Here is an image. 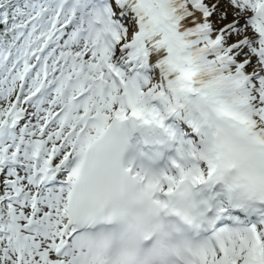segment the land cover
Segmentation results:
<instances>
[{
	"label": "snow or ice",
	"instance_id": "snow-or-ice-1",
	"mask_svg": "<svg viewBox=\"0 0 264 264\" xmlns=\"http://www.w3.org/2000/svg\"><path fill=\"white\" fill-rule=\"evenodd\" d=\"M0 264H264V0H0Z\"/></svg>",
	"mask_w": 264,
	"mask_h": 264
},
{
	"label": "clouds",
	"instance_id": "clouds-1",
	"mask_svg": "<svg viewBox=\"0 0 264 264\" xmlns=\"http://www.w3.org/2000/svg\"><path fill=\"white\" fill-rule=\"evenodd\" d=\"M111 122H109L110 124ZM244 146H247V142H244ZM135 168L137 171H140L142 174L146 175L147 177H156L161 174L163 170H157L155 165H152L146 161H141L140 159H137L135 162ZM136 188H139V185H134ZM189 258L191 256L189 255Z\"/></svg>",
	"mask_w": 264,
	"mask_h": 264
}]
</instances>
